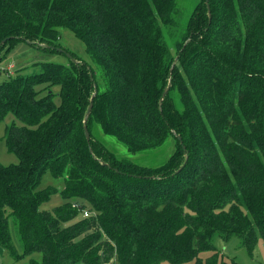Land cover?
Returning <instances> with one entry per match:
<instances>
[{
    "label": "trees",
    "instance_id": "obj_1",
    "mask_svg": "<svg viewBox=\"0 0 264 264\" xmlns=\"http://www.w3.org/2000/svg\"><path fill=\"white\" fill-rule=\"evenodd\" d=\"M178 3L0 0V64L21 42L67 53L62 29L89 58L68 52L76 63L0 84V123H20L3 135L19 162L0 166V248L14 264H239L212 238L264 247V0H208L210 17L196 0L186 20ZM97 127L133 154L168 138L175 150L140 166ZM46 172L61 189H38ZM56 192L62 204L41 210Z\"/></svg>",
    "mask_w": 264,
    "mask_h": 264
},
{
    "label": "rangeland",
    "instance_id": "obj_2",
    "mask_svg": "<svg viewBox=\"0 0 264 264\" xmlns=\"http://www.w3.org/2000/svg\"><path fill=\"white\" fill-rule=\"evenodd\" d=\"M196 4V0H179L178 6L183 12L182 19L186 20L187 16ZM190 11V12H189ZM59 43L66 49L69 53H73L78 58L89 62V58L85 55V48L81 41L77 40L71 32L67 30L60 31ZM68 52L66 54H68ZM66 54L60 52H49L44 50H39L27 43L21 42L16 47L11 49L6 58H4L0 64V84L9 77H14L17 74L31 75L39 71V65L41 63H58L63 65H68L70 59ZM59 101V100H56ZM12 122L19 125V121L12 116H8L2 123H0V166L15 165L19 162L16 155L8 153L5 143L3 141L4 130ZM96 137H98L101 142H103L106 148L117 155L119 158L128 159L130 162L142 165L146 167H158L164 164L167 159L174 153L175 146L174 140L168 138L165 143L152 150H147L140 153H130L127 148L119 143L115 138L110 136H105L102 134L101 130L96 128ZM54 187L56 189H61L62 181L54 179L49 172H46L38 185V189H45L47 187ZM62 204V198L59 192L54 193L50 200L41 205V210H52L53 208ZM77 206L76 203L72 207ZM83 217V214L81 216ZM89 218V217H87ZM11 239L14 244L16 251L20 254L21 248L18 239L15 235L14 227L11 225ZM213 245L220 251L224 260H234L239 264H264V247L261 239L257 240L254 251L249 254L239 239L233 238L228 242H223L218 237L212 238ZM209 253L200 254L202 259L209 256ZM39 260L40 255L34 254L31 258H23L16 264H29L30 259ZM114 257H110L109 262H112ZM113 263V262H112ZM0 264H14L13 260L9 255L4 252L0 256ZM114 264H117L114 262Z\"/></svg>",
    "mask_w": 264,
    "mask_h": 264
},
{
    "label": "water",
    "instance_id": "obj_3",
    "mask_svg": "<svg viewBox=\"0 0 264 264\" xmlns=\"http://www.w3.org/2000/svg\"><path fill=\"white\" fill-rule=\"evenodd\" d=\"M205 4H206L208 16L210 17V9H209V5H208V0H205ZM5 41L6 40H3L2 42H0V45L4 44ZM52 49H55L57 52L66 54V52H64L62 49H58V48H52ZM66 55L70 59V61L76 63V61L72 58V56L70 54H66ZM177 60H178V57H176L174 59L172 65H171V68H170V73H171V70L173 69L175 63L177 62ZM168 89H169V86L164 90V92L162 94V98L166 95ZM93 97H94V94H93V96L90 99L89 106H88V109H87V112H86V115H85V120H84L83 127H82L84 136H85L87 141L90 139V137H89V133H88V130H87V127H86V122H87V119H88V117L90 115V112H91V109H92ZM162 98H161L160 101H162ZM176 138L179 141V143L182 145V140H181L180 136H177ZM182 148H183V150H185L183 145H182ZM2 254H3V252H2V249L0 248V256H2Z\"/></svg>",
    "mask_w": 264,
    "mask_h": 264
},
{
    "label": "built area",
    "instance_id": "obj_4",
    "mask_svg": "<svg viewBox=\"0 0 264 264\" xmlns=\"http://www.w3.org/2000/svg\"><path fill=\"white\" fill-rule=\"evenodd\" d=\"M89 216H90V214H89L88 211H84V212H83V217H84V218H87V217H89ZM107 264H114V263L109 262V263H107Z\"/></svg>",
    "mask_w": 264,
    "mask_h": 264
},
{
    "label": "crops",
    "instance_id": "obj_5",
    "mask_svg": "<svg viewBox=\"0 0 264 264\" xmlns=\"http://www.w3.org/2000/svg\"><path fill=\"white\" fill-rule=\"evenodd\" d=\"M2 123V122H1ZM4 135V134H3Z\"/></svg>",
    "mask_w": 264,
    "mask_h": 264
}]
</instances>
